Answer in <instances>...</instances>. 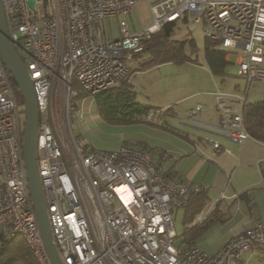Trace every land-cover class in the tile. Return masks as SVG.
Instances as JSON below:
<instances>
[{
  "label": "built area",
  "instance_id": "2783aa9c",
  "mask_svg": "<svg viewBox=\"0 0 264 264\" xmlns=\"http://www.w3.org/2000/svg\"><path fill=\"white\" fill-rule=\"evenodd\" d=\"M9 40L26 66L39 116L37 171L52 240L64 264H237L242 254L264 244V221L227 239L213 254L175 243L172 207L185 206L205 189L173 178L154 163L150 150L120 144L87 149L72 124L80 107L73 85L89 95L120 81L142 38L169 22L204 25V36L235 55L240 93L212 91L225 138L250 137L240 107L252 81H264V0H1ZM144 3L149 21L131 31L123 17ZM113 18L118 36L100 34ZM99 24V25H98ZM0 61V233L20 234L38 264H51L31 201L22 153L23 106ZM207 108L197 103L188 116ZM146 115L147 118L150 117ZM211 155L230 149L204 137ZM225 196L223 193L220 197Z\"/></svg>",
  "mask_w": 264,
  "mask_h": 264
},
{
  "label": "rangeland",
  "instance_id": "374dc122",
  "mask_svg": "<svg viewBox=\"0 0 264 264\" xmlns=\"http://www.w3.org/2000/svg\"><path fill=\"white\" fill-rule=\"evenodd\" d=\"M142 13L143 10L136 8L123 16L128 21L131 31L139 30L145 25ZM99 24L102 36L112 39L118 36L115 19H105ZM186 36L194 41V47L191 48L189 41L182 47L184 54L189 58L188 60L168 61L154 65L143 69L141 73L132 78L134 89L137 92V100L153 107H161L160 115L156 113L152 117L149 114L150 117H146L145 121L133 124L111 123L101 116H98V119H93L90 115L94 112L92 107L94 101L89 94L77 87L78 95L72 97L71 103L82 106L76 120H86L85 122H87V128L83 130L85 132L77 127L76 120L72 124L73 133L80 140V144H84L87 149L113 150L123 143H132L137 146L138 142L145 141L148 143L147 147L151 153L158 151L156 154L159 155L163 150H166V147L162 145L163 142H168L169 138L181 139L186 133V136L191 138H216L220 143H223V139L229 141L219 136L215 137L206 128L195 124L188 117L187 111L197 103L210 105L211 98L208 93L216 89L215 84L224 92L240 93L244 91L245 81L238 77L237 66L233 64L235 55L230 54L227 58L228 64L222 76L212 75L204 58L203 47L206 38L204 25L193 20L178 22L171 38L181 40ZM246 94V102L264 100V81H252ZM226 145L234 149L238 144L229 141V144ZM159 149L163 150L159 151ZM207 162L216 167L221 164L217 156L210 158ZM222 170L221 190L228 180L232 184L233 178V173L230 170H226L225 167ZM194 182L202 186L210 185V181L205 178ZM225 192L232 193V188L227 187ZM220 193L219 190L210 189L205 206L202 207L199 214H195L196 216H192L187 222V231L198 240L205 239L209 230L214 229V232H219L218 227L226 226L223 223L228 219V216L220 204L223 200L220 199ZM171 214L176 233L181 236L183 211L179 207H172ZM256 253L259 255L257 257L259 263L264 264V248H257ZM251 256L252 249L243 254V260H249L252 258ZM252 259L254 261V258ZM13 264L24 263L17 260ZM247 264H253V262Z\"/></svg>",
  "mask_w": 264,
  "mask_h": 264
},
{
  "label": "crops",
  "instance_id": "0c3cea01",
  "mask_svg": "<svg viewBox=\"0 0 264 264\" xmlns=\"http://www.w3.org/2000/svg\"><path fill=\"white\" fill-rule=\"evenodd\" d=\"M136 8L139 10H143L142 15L144 16L146 24L149 21V14L145 4L137 3L134 9ZM187 38L188 37L186 36L185 39ZM228 57L229 56L225 54L226 60ZM233 64L236 66L235 60ZM142 71L143 70H134L130 72L128 76V82L131 84V87L133 89L134 85L132 83V78H134V76L138 75ZM215 88L220 89L216 84ZM212 91L208 93L211 98L210 105H208L205 110L196 113L194 116L188 117L195 124L206 128L209 132L215 135V137L219 136L225 138L224 136H222L218 128L219 113L215 108V101L213 99ZM141 104L150 106L149 113L152 117L156 115V113L158 115L161 114V107L157 108L149 104ZM79 107L81 108L82 106ZM92 107L94 109V112L92 115H90V117H93V119H98V116L100 115L97 112L95 105L93 104ZM145 119L146 118L140 120L139 122H143L145 121ZM85 121L80 119L76 120L77 127L81 131L86 130L87 128V122ZM186 135H184V137H182L181 139L169 138L168 142H163L162 144L164 147H166V150L159 149V151L163 150L161 154L158 155L156 154L158 151H154L153 153H151V155L153 157L154 163L159 166L162 169V172L166 175H169L173 178H182L186 181L191 182H194L195 180H200L201 178L209 180L210 185L204 189L205 199H208L207 194L210 189H214L217 191L219 190L225 195L223 197H220V199H223L220 204L222 205L224 211H226L228 216V219L223 223V225L226 226L218 227L217 229H220L219 232H214V229L209 230V232L205 235V239L198 240V238L196 239L194 237L189 241L184 240L185 236L183 234L186 232L187 228V223H184L183 221L185 209L179 207L183 211V230L181 236H178V234L176 233L177 237L175 239V243L177 245H182L186 247H196L208 254H213L220 248L223 242H225L233 235L251 228L257 222L264 221V181L261 174V169L264 167V142L249 137L245 141L239 143L237 147L232 149L229 148L228 145H226L229 144L230 140L226 141L223 139L222 144L230 149V153L220 151L216 155H214L213 157L217 156L218 160L221 163L218 164V166L216 167L213 164H209V162H207L208 159L204 160L203 158H201V154L195 150V146L197 145L201 149L202 153H204L205 155L208 154L207 156H209L211 155L212 151L210 144L204 141V138H191L187 137ZM133 146L140 148L147 147L149 145L147 142L141 141L138 142L137 146ZM196 155H198L199 157H197ZM228 160H230V162H228ZM223 167L233 173V178L231 181L232 184L236 187H234L228 180L225 183V187L221 190ZM229 186L232 188V193L227 194L225 191ZM205 204L206 202L202 205V207L205 206ZM202 207L199 209L196 215L199 214ZM256 249H252L251 257L254 258V261L252 258H249V260L251 261L243 260V254L246 252L245 251L237 261V264H247L248 262H253V264H259V260L256 256H254L257 255Z\"/></svg>",
  "mask_w": 264,
  "mask_h": 264
},
{
  "label": "trees",
  "instance_id": "16d2710c",
  "mask_svg": "<svg viewBox=\"0 0 264 264\" xmlns=\"http://www.w3.org/2000/svg\"><path fill=\"white\" fill-rule=\"evenodd\" d=\"M175 26L176 22L166 23L157 33L142 38L137 48L131 51L130 58L124 60L127 67L125 76L106 89L90 95L97 112L104 120L111 123L128 124L136 123L146 118V115L150 111V106L143 105L136 100V92L128 82V76L134 70H143L168 61L189 59L184 54L182 47L189 41L192 48L194 47V41L192 38L181 40L171 38ZM203 51L205 61L211 73L222 76L228 64V61L225 59V50L217 42L205 38ZM7 74L17 101L23 106L22 97L19 94L14 80L9 73ZM73 86L75 88L78 87L76 83ZM240 112L243 125L250 137L264 142V100L246 102L245 96L240 107ZM128 145L133 146L132 144ZM140 149L148 148L140 147ZM261 174L264 181V167L261 169ZM204 193V189H201L190 194L186 205L182 206L185 209L183 217L184 223H187L206 202ZM183 235L185 236V241L194 238L193 234L187 231V228ZM262 247L264 248V244L258 248ZM255 256L259 257L258 254ZM17 260H21L24 264H38L31 248L20 234L4 235L0 233V264H13Z\"/></svg>",
  "mask_w": 264,
  "mask_h": 264
},
{
  "label": "water",
  "instance_id": "95a60500",
  "mask_svg": "<svg viewBox=\"0 0 264 264\" xmlns=\"http://www.w3.org/2000/svg\"><path fill=\"white\" fill-rule=\"evenodd\" d=\"M32 5L33 0H28ZM0 61L4 69L13 78L23 100V140L22 153L29 186L31 201L35 211L42 242L51 264H64L52 240L51 229L47 218L45 200L42 193L36 161V130L38 125V106L32 80L19 54L9 40L4 9L0 0Z\"/></svg>",
  "mask_w": 264,
  "mask_h": 264
}]
</instances>
